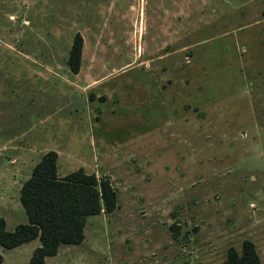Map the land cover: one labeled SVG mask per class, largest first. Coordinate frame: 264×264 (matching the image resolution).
<instances>
[{
    "label": "rangeland",
    "instance_id": "rangeland-1",
    "mask_svg": "<svg viewBox=\"0 0 264 264\" xmlns=\"http://www.w3.org/2000/svg\"><path fill=\"white\" fill-rule=\"evenodd\" d=\"M84 39L79 74L69 67ZM49 151L117 191L47 264H264V0H0V218ZM35 240L0 246L29 264Z\"/></svg>",
    "mask_w": 264,
    "mask_h": 264
},
{
    "label": "trees",
    "instance_id": "trees-1",
    "mask_svg": "<svg viewBox=\"0 0 264 264\" xmlns=\"http://www.w3.org/2000/svg\"><path fill=\"white\" fill-rule=\"evenodd\" d=\"M84 39L77 34L69 55V67L79 74L82 66ZM59 154L49 151L36 164L31 177L21 188V204L28 216L27 224L9 230L0 218V246L7 250L40 240L29 264H47L63 246L81 245L86 238L89 217L113 212L117 207V191L107 179L88 174L83 168L61 178ZM4 257L0 255V264ZM224 264H262L256 245L244 242L243 251L231 249Z\"/></svg>",
    "mask_w": 264,
    "mask_h": 264
},
{
    "label": "crops",
    "instance_id": "crops-1",
    "mask_svg": "<svg viewBox=\"0 0 264 264\" xmlns=\"http://www.w3.org/2000/svg\"><path fill=\"white\" fill-rule=\"evenodd\" d=\"M14 229H15V228H14ZM14 229H13V230H14ZM30 243H31V242H30ZM28 244H29V243H28ZM25 245H26V244H25ZM25 245H23V246H25ZM40 245H41V243H40ZM40 245H39V246H40ZM23 246H22V247H23ZM39 246H36V247L32 248V251H33V252H32V255H33L35 249H36L37 247H39ZM19 248H21V247H19ZM16 249H17V248H16ZM31 257H32V256H31ZM47 260H48V259H47ZM4 261H5V259H4ZM29 262H30V260H29ZM3 263H4V262H3Z\"/></svg>",
    "mask_w": 264,
    "mask_h": 264
}]
</instances>
